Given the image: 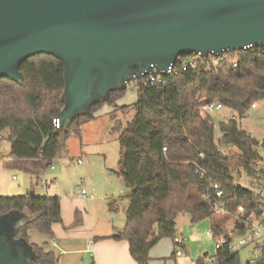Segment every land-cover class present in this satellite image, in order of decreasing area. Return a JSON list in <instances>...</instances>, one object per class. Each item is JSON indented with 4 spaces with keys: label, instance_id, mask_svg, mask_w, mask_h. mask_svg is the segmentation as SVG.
Returning a JSON list of instances; mask_svg holds the SVG:
<instances>
[{
    "label": "trees",
    "instance_id": "1",
    "mask_svg": "<svg viewBox=\"0 0 264 264\" xmlns=\"http://www.w3.org/2000/svg\"><path fill=\"white\" fill-rule=\"evenodd\" d=\"M20 71L19 82L0 79V140L8 132L10 159L30 174L52 167L62 140L81 131L82 118L95 120L104 104L115 105L126 91L113 92L88 115L57 129L53 121L64 108L62 64L53 56L39 54L25 61ZM136 82V115L120 134L118 175L129 191V206L125 228L114 239L128 242L137 264H151L150 251L164 239L177 238L176 220L181 214L198 223L213 220L216 204L229 214L240 206L248 212L262 211V194L237 185L234 178L235 171H243L256 184H263L264 173L257 172V162H264L257 152L260 143L236 119L220 122L221 138L216 142L213 119L202 117L199 101L219 102L243 118L253 103L264 99V48L204 59L199 68L178 70L164 76L160 84L150 83L148 77ZM227 148L239 151L236 164L225 153ZM202 169L207 173L203 178ZM215 186L222 198H217ZM11 211L29 217L16 235L29 243L30 231L53 238L54 225L63 221L60 198L38 196L35 191L27 196H0V217ZM212 230L216 239L224 234L221 224L212 223ZM32 246L33 264H58L54 253ZM197 264L242 262L240 252H232L226 244Z\"/></svg>",
    "mask_w": 264,
    "mask_h": 264
},
{
    "label": "water",
    "instance_id": "2",
    "mask_svg": "<svg viewBox=\"0 0 264 264\" xmlns=\"http://www.w3.org/2000/svg\"><path fill=\"white\" fill-rule=\"evenodd\" d=\"M264 48V0H0V79L46 54L64 69L67 128L131 82L167 70L183 56ZM30 219L0 217V264H33L18 231Z\"/></svg>",
    "mask_w": 264,
    "mask_h": 264
},
{
    "label": "rangeland",
    "instance_id": "3",
    "mask_svg": "<svg viewBox=\"0 0 264 264\" xmlns=\"http://www.w3.org/2000/svg\"><path fill=\"white\" fill-rule=\"evenodd\" d=\"M137 100V82H131L115 105L106 103L95 113V120L86 121L82 118L81 131H74L67 139L62 140L63 148L54 160L53 166L38 174L27 173L15 166L9 157L11 142L8 132H3L0 140V196L20 197L35 191L38 196L59 197L65 214L77 206L82 214L88 215L90 212L92 219L90 229L83 230L88 235L92 230H96V233L107 232L113 223L123 227L130 194L123 179L118 175L120 134L134 119L136 115L134 105ZM256 103L258 108L249 110L243 118L225 108L214 114L212 119L216 142L221 138L220 122L236 119L241 128L260 143L257 152L264 159V99ZM225 153L233 164L238 162L240 153L237 149L227 148ZM79 161H82L81 165L78 164ZM234 178L237 185L264 197V183L252 185V180L243 171H235ZM44 181H48L50 186L45 187ZM9 185L14 187L10 194L7 192ZM83 189L93 197L90 203L82 197ZM73 202L79 205L73 206ZM113 203L116 204L115 208L111 207ZM216 218L230 224L228 231L232 230L233 214H216L214 219ZM75 221L74 228L82 225L77 219ZM176 222V237L181 236L180 233L184 231L186 248L178 247L172 239H164L151 251L153 259L151 264H197L204 255L207 254L211 258L216 254V238L207 234L213 233L211 220L193 223L189 215L181 214ZM53 239L51 236L37 233L35 240L29 241L32 245L47 250ZM176 251L183 252V257H175L173 254ZM249 252V249L240 252L242 264L248 263ZM84 258L86 259L87 255Z\"/></svg>",
    "mask_w": 264,
    "mask_h": 264
},
{
    "label": "crops",
    "instance_id": "4",
    "mask_svg": "<svg viewBox=\"0 0 264 264\" xmlns=\"http://www.w3.org/2000/svg\"><path fill=\"white\" fill-rule=\"evenodd\" d=\"M12 190H14V187L9 185L7 187V192L10 194L11 192H13ZM84 198L88 201V203H90L91 199H88L86 197ZM77 205L79 204H75L73 202V206H77ZM88 215H90V212L88 213ZM88 215L82 214L79 211L78 206L75 209H71L66 214L63 213V209H62L63 221L60 224L54 225L53 243L50 245L49 249L45 251L52 252L57 257H59L58 264H137L130 255V248L128 242L114 239V236H117L118 234L123 232L126 222L123 225V227H119L113 223L111 224V228L107 232L96 233L97 232L96 230H92L91 233L88 235L83 231L86 228L90 229L92 219L90 218L91 215L90 216ZM73 216L75 217L73 218ZM75 218L77 219V222L80 225L82 224L81 226H79L81 228L79 227L74 228V226H76ZM212 223L221 224L223 226L224 228L223 235H228L229 233L232 232L234 228V224H233L231 225L232 230L228 231V227L230 226V224L228 225L227 223L222 222V219L220 218L219 219L213 218V220H211V227H212ZM176 228H177V222H176ZM37 233L38 232L36 231H30L28 234L29 239L35 240ZM183 233L184 231L180 233L181 236H179L178 238L184 239L185 243L182 246V248H186L187 240L186 238H184ZM212 234L213 235L211 236H214V233ZM160 242L156 246H158ZM91 252L93 255H91ZM177 253L178 251H176V253L173 254L177 258H182L184 255L183 252L181 255H178ZM86 255L87 258L85 259L84 257ZM210 261L211 259H209L208 262Z\"/></svg>",
    "mask_w": 264,
    "mask_h": 264
},
{
    "label": "built area",
    "instance_id": "5",
    "mask_svg": "<svg viewBox=\"0 0 264 264\" xmlns=\"http://www.w3.org/2000/svg\"><path fill=\"white\" fill-rule=\"evenodd\" d=\"M262 49V48H261ZM254 50L252 48H246L243 50L244 52H249ZM231 52V51H230ZM221 56V55H220ZM214 56H209L208 58H213ZM219 57V56H217ZM207 59L202 58L200 56H183L178 58L174 64L170 66L167 70L166 75H172L178 70H189L196 69L200 67L201 61ZM234 67H237V63H234ZM164 76L153 75L149 76V82L152 84H160L162 82V78ZM252 109H257L258 104L255 102L251 106ZM199 109L201 111V115L203 118L212 117L214 114L219 113L224 109L223 105L219 102H209L207 98H202L199 101ZM55 127L60 129L61 123L59 118L53 121ZM78 164H82V161H79ZM257 172L264 173V162H257ZM205 170H200V176L203 178L206 176ZM264 183V181H263ZM43 184L45 187H49L50 183L48 181H44ZM256 184L252 180V185ZM217 190V198H222V192L219 190L218 186H215ZM82 196L93 199L92 196L89 195L86 189L82 190ZM261 202V201H260ZM216 214H229L226 212L222 206L216 204L215 205ZM234 218V228L231 233L228 235H222L218 239H216V248L220 249L224 245L229 244V248L232 252H241L242 250L249 249V264H260V262L264 259V206L262 207V211L257 213L255 211L248 212L246 207L240 206L237 211L233 214ZM209 236L212 233H208ZM237 238V239H236ZM175 243L178 247H182L185 243L184 239L176 238ZM178 255H181L182 252L178 251ZM91 255L92 252H91Z\"/></svg>",
    "mask_w": 264,
    "mask_h": 264
}]
</instances>
